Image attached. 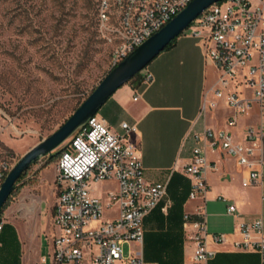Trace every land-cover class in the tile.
Here are the masks:
<instances>
[{"label":"built area","instance_id":"obj_1","mask_svg":"<svg viewBox=\"0 0 264 264\" xmlns=\"http://www.w3.org/2000/svg\"><path fill=\"white\" fill-rule=\"evenodd\" d=\"M192 1L98 0L99 21L113 44L112 67L127 59ZM189 28L188 34L199 41L207 61L219 72L213 99L205 96L201 113L217 109L224 100L233 112L227 124L236 128L241 117L248 116L255 104L260 105L259 122L245 128L243 142L226 130L212 128L195 136L203 147L193 150L185 172L192 181L190 199L204 202L210 190L206 175L217 170L206 156L207 148L222 151L249 170L244 187L260 184L264 165V0H224L212 5ZM141 76L142 86L153 83L151 74ZM138 98L139 94L134 100ZM121 128L122 133L113 132L96 115L60 148L54 208L58 233L51 244L50 264H146L143 223L164 201L168 186L146 179L140 146L131 139L138 130L128 124ZM8 171L7 164L2 163L0 183ZM102 182L117 183L116 192L109 190L104 200L93 189ZM169 206L166 204L162 212L167 214ZM114 208L115 215L105 219V211ZM228 212L235 215L236 205L229 206ZM4 226L0 216V235ZM183 228L194 245L190 264H209L215 257L209 240L236 250L256 251L264 258L263 219L241 223L240 241L225 234H208L203 211L185 216ZM128 243L140 250L125 258L123 245ZM86 249L91 251L90 262L85 258Z\"/></svg>","mask_w":264,"mask_h":264},{"label":"crops","instance_id":"obj_2","mask_svg":"<svg viewBox=\"0 0 264 264\" xmlns=\"http://www.w3.org/2000/svg\"><path fill=\"white\" fill-rule=\"evenodd\" d=\"M147 73L154 79L150 86L132 83L123 86L101 107L97 116L116 133H122V124L135 126L138 132L131 139L140 146L146 179L168 186L164 201L143 223L144 261L145 249L158 242L169 252L162 264H190L194 245L183 228L185 216L203 211L208 234H225L237 241L241 240V223L258 219L264 222V165L260 184L244 187L243 180L249 177V170L238 166L222 151L207 148L206 156L216 164L217 170L206 175L210 190L204 202L190 199L192 181L185 172L193 150L203 147L202 142L196 141V135L203 134L205 128L226 129L237 141L243 142L245 128L258 124L259 113L252 119L241 117L236 128H229L227 124L233 112L225 101H220L217 109L201 113L205 96L213 99L212 89L219 72L207 61L199 41L188 33L177 38L175 45L162 52L142 75ZM137 94L139 98L135 101ZM110 184L117 188L116 182ZM57 195L56 191L53 208L44 218L40 210L26 222L5 212L7 221L0 235V264H48L44 250L46 246L51 250L58 233L54 227ZM95 195L104 200L102 190L95 189ZM166 204H170L167 214L162 212ZM231 205L237 207L235 215L228 212ZM209 243V248L216 252L209 264H264L263 256L256 251L236 250L232 245L215 244L211 240Z\"/></svg>","mask_w":264,"mask_h":264},{"label":"rangeland","instance_id":"obj_3","mask_svg":"<svg viewBox=\"0 0 264 264\" xmlns=\"http://www.w3.org/2000/svg\"><path fill=\"white\" fill-rule=\"evenodd\" d=\"M112 53L98 18V0H0V170L7 164L6 177L96 89L112 68ZM258 113L260 105L255 104L246 117ZM58 159L47 156L31 166L2 212L5 221L6 211L26 222L39 210L43 218L52 210ZM94 187L104 197L109 190L116 192L106 182ZM115 210H106L105 219ZM139 250L134 243L123 245L125 258ZM90 253L85 250L87 262ZM44 255L50 264L47 246ZM168 255L158 242L145 249L147 264H162Z\"/></svg>","mask_w":264,"mask_h":264},{"label":"water","instance_id":"obj_4","mask_svg":"<svg viewBox=\"0 0 264 264\" xmlns=\"http://www.w3.org/2000/svg\"><path fill=\"white\" fill-rule=\"evenodd\" d=\"M224 0H193L170 23L141 45L133 54L113 68L79 106L71 117L51 136L31 148L9 172L0 187V212L16 189L18 181L41 158L60 150L62 145L123 86L146 69L169 44L179 38L212 5Z\"/></svg>","mask_w":264,"mask_h":264},{"label":"trees","instance_id":"obj_5","mask_svg":"<svg viewBox=\"0 0 264 264\" xmlns=\"http://www.w3.org/2000/svg\"><path fill=\"white\" fill-rule=\"evenodd\" d=\"M176 40H177V39H176ZM176 40H174L171 44H169L168 47L166 48V50L172 48V47L175 45ZM112 69H113V67L111 68V70H112ZM111 70H110V71H111ZM110 71H109V72H110ZM109 72H108V73H109ZM141 82H142V76H141V73H140V74H138L135 78H133V79L131 80L130 83H132V84L135 85V86H139V85H141ZM78 108H79V107H78ZM78 108H77V109H78ZM77 109H76V110H77ZM76 110H75V111H76ZM59 154H60V150L56 151V152L52 155V158H55V157L59 156ZM22 178H23V177H22ZM22 178H21V179H22ZM21 179H20V180H21ZM20 180H19V181H20ZM19 181H18V182H19ZM6 205H7V203H6ZM6 205L4 206V208L2 209V211L0 212V216L2 215L3 210L6 208ZM4 227H5V226H4Z\"/></svg>","mask_w":264,"mask_h":264}]
</instances>
